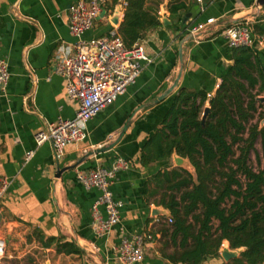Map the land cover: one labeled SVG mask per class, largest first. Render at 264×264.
<instances>
[{
	"label": "crops",
	"instance_id": "crops-1",
	"mask_svg": "<svg viewBox=\"0 0 264 264\" xmlns=\"http://www.w3.org/2000/svg\"><path fill=\"white\" fill-rule=\"evenodd\" d=\"M75 1L0 0V60L7 63L9 72L5 92L0 94V177L10 181L0 198V236L4 239V234L11 233L14 240L4 239L5 252L7 246L17 249L29 236L42 247L36 234L44 239L62 236L75 242L84 254H57L51 246L46 251L57 255L56 260L45 262L119 264L112 249L122 233H150L152 240L145 244L140 264H173L166 257L180 251V238L173 244L170 235L161 232L170 225V214L159 202L169 192L156 176L176 167L172 157L143 166V145L161 127L180 88L215 92L232 63L231 49L221 34L226 26L251 25L256 39L253 49L264 67V45L259 43L264 39V6L257 8V0H147L146 7L157 13L161 23L138 42L150 62L142 64L133 85L87 123L86 139L67 146L56 161L50 144L37 146L34 136L59 119H73L77 111V104L66 96L63 79L55 73L56 57L72 53L76 42L68 29V8ZM124 1L113 4L106 0L102 15L84 39L118 29ZM196 4L199 12L183 27L184 18ZM176 5L184 7L177 12L183 17L181 22L170 14ZM199 24H207L208 31L192 38L188 30ZM28 153L32 155L26 159ZM116 157L130 165L117 174L111 186L114 199L123 204L120 222L108 237L96 239L91 208L98 192L84 189L77 175L97 166L110 167ZM154 209L161 216L153 217ZM225 248L234 251L223 241L219 256L208 257L201 264L227 263L220 255Z\"/></svg>",
	"mask_w": 264,
	"mask_h": 264
},
{
	"label": "trees",
	"instance_id": "trees-1",
	"mask_svg": "<svg viewBox=\"0 0 264 264\" xmlns=\"http://www.w3.org/2000/svg\"><path fill=\"white\" fill-rule=\"evenodd\" d=\"M146 2L124 1L117 32L127 49L161 25ZM181 8H170L178 22L183 19L177 13ZM230 60L213 94L180 88L161 127L142 148L143 166L176 154L188 159L194 169L190 173L176 168L156 176L169 192L159 205L172 220L161 232L170 235L173 244L180 238V251L166 257L173 264H201L217 257L223 241L231 250L243 249L224 264H264V167L255 172L247 163L259 136L264 150V131L252 124L258 106L264 105L258 101L264 96V67L251 48L231 49ZM206 105L209 113L202 123ZM36 238L45 249L54 246L57 254H84L62 236L44 239L36 234Z\"/></svg>",
	"mask_w": 264,
	"mask_h": 264
},
{
	"label": "built area",
	"instance_id": "built-area-1",
	"mask_svg": "<svg viewBox=\"0 0 264 264\" xmlns=\"http://www.w3.org/2000/svg\"><path fill=\"white\" fill-rule=\"evenodd\" d=\"M105 2L106 0H76L68 8V29L76 42L72 53L56 57L55 73L63 79L66 96L77 104V111L73 119H59L34 136L37 146L50 144L56 161L63 157L67 146L86 139L87 123L133 85L143 70L142 64L150 62L140 44H135L131 49L125 47L116 27L111 28L105 36L84 39V34L92 29L95 21L102 15ZM196 2L201 3L202 0ZM204 31H208L207 24L193 26L188 33L191 37H196ZM221 34L229 49L255 47L256 39L247 22L226 26ZM259 43L264 45V39ZM8 80L7 63L0 60V94L5 92ZM31 155L32 153H28L26 159ZM129 167L127 160L116 157L110 167L97 166L77 175V180L84 189L98 192L91 208L92 232L96 239L108 237L120 222L123 204L114 199L111 186L117 174ZM9 185L7 178L0 177V198L7 192ZM167 222L171 224V218ZM151 240L150 233H122L119 244L112 249L115 260L119 264H140L144 260V246ZM4 253L5 240L0 236V258Z\"/></svg>",
	"mask_w": 264,
	"mask_h": 264
},
{
	"label": "rangeland",
	"instance_id": "rangeland-1",
	"mask_svg": "<svg viewBox=\"0 0 264 264\" xmlns=\"http://www.w3.org/2000/svg\"><path fill=\"white\" fill-rule=\"evenodd\" d=\"M255 123H257L259 130L264 131V105L258 106L255 119L252 121V124ZM247 163L255 172L264 167V150L261 136L258 137L253 150L250 151ZM3 237L10 242L14 241L11 233L4 234ZM29 238L31 237L29 236ZM29 238H27V242H22L17 249L12 250L7 246L4 256L0 259V264H44L47 260L51 262L56 260L57 255L49 253L36 241L33 243L32 239Z\"/></svg>",
	"mask_w": 264,
	"mask_h": 264
},
{
	"label": "water",
	"instance_id": "water-1",
	"mask_svg": "<svg viewBox=\"0 0 264 264\" xmlns=\"http://www.w3.org/2000/svg\"><path fill=\"white\" fill-rule=\"evenodd\" d=\"M257 4V8H261L264 6V0H257L256 2ZM199 12V6L196 4L194 6L193 9H191L190 13L186 15V17L184 18L183 20V27L186 26V21L192 17V18H195L196 17V14ZM193 38V37H192ZM190 39V38H189ZM181 48V46H180ZM179 55H180V58H181V49H179ZM176 84V83H175ZM175 86V85H174ZM170 92V91H169ZM258 101L264 103V97H260L258 98ZM209 113V108L206 107L204 109V112L202 114V123L204 122L205 118L207 117ZM172 158H173V162H174V165L176 168H180V169H184V170H187L189 171L190 173H193L194 172V169L192 167V165L190 164L189 160L186 159V158H182V157H179L177 156L176 154H173L172 155ZM63 171H61L62 173ZM61 173H58V174H61ZM59 176V175H58ZM152 216L153 217H158V216H161V211L159 209H154L153 212H152ZM240 254V251L238 250H234V251H229L228 249H222L220 250V255L221 257L224 259V261L228 262L229 260L231 259H234L236 258L238 255Z\"/></svg>",
	"mask_w": 264,
	"mask_h": 264
}]
</instances>
